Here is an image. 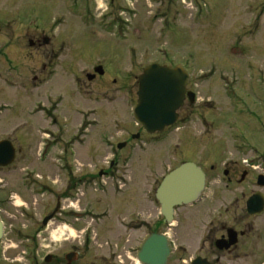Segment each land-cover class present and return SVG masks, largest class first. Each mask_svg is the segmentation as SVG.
Returning <instances> with one entry per match:
<instances>
[{
	"label": "rangeland",
	"instance_id": "rangeland-1",
	"mask_svg": "<svg viewBox=\"0 0 264 264\" xmlns=\"http://www.w3.org/2000/svg\"><path fill=\"white\" fill-rule=\"evenodd\" d=\"M40 36L47 44L31 48L28 39ZM3 58H15L11 69ZM153 62L186 68L196 103L179 108L174 130L134 139L136 79ZM95 64L103 76L88 81ZM54 119L60 140L71 139L65 146L72 182L81 175L86 181L62 202L70 215L35 234L54 206L51 188L60 190L66 175L55 166L59 150L42 151ZM233 138L264 155V0H0V140L16 150L0 169V264H32L35 248L37 264H51L41 262L45 253L70 250L81 255L77 264H134L150 232L168 233L166 264H181L195 251L200 231L193 224L206 202L178 207L166 226L155 190L183 162L213 175L210 165L238 156ZM100 170L108 175L98 176ZM35 180L44 184L38 193L35 185L28 190ZM212 183L205 194L213 198L242 191L220 197Z\"/></svg>",
	"mask_w": 264,
	"mask_h": 264
},
{
	"label": "flooded vegetation",
	"instance_id": "flooded-vegetation-1",
	"mask_svg": "<svg viewBox=\"0 0 264 264\" xmlns=\"http://www.w3.org/2000/svg\"><path fill=\"white\" fill-rule=\"evenodd\" d=\"M48 39L46 36L39 37L37 39L31 37L28 39V45L31 48H38L42 46V43L46 45ZM6 54V53H5ZM15 58H3L4 63L6 64V68L11 69L12 62ZM16 61V60H15ZM176 64L172 65L175 66ZM48 64H42V70H45ZM101 66L99 64H95L92 66V73L86 74V79L88 81H93L96 78H100L103 76L102 74L95 73V68ZM143 70V69H142ZM142 72V71H141ZM87 75L90 76V79L87 78ZM135 78V75H132ZM129 77V76H128ZM33 79L35 76L32 77ZM189 85V82H188ZM195 101L191 102L188 97L184 99V103L187 101L188 103L194 104ZM183 103V105H184ZM179 118V117H178ZM178 118L174 125L171 127H166L165 129L174 130L177 128ZM57 120H53L52 127H56L50 130L49 133H53L52 139H48L42 143V151H46V153L54 152V150H59L57 156V164L55 165L57 170L64 171L66 173L63 187L60 190H55L53 187L52 195L54 197V206L50 210L48 214H44L41 216L40 220L43 223V219L51 214H53L52 218L46 223L42 224L41 228H36L35 234L44 229L48 223L52 220H57L59 217H68L70 215V210L66 212L64 205L62 202H65L69 198V189L77 184V182H85L86 176H79L77 180L72 182V171L70 168L69 157H68V148L65 146V143L69 142L71 139L67 141L64 140L62 142L60 139L63 137L60 133V128H57ZM137 127V132L132 135H137L134 139L139 137L141 132L144 134H148L150 136L155 135V133H148L146 130L135 123H133ZM60 134V135H59ZM131 135V134H130ZM231 137V136H230ZM72 138V137H71ZM75 136H73V139ZM131 141V140H130ZM129 141V142H130ZM125 145V142H121ZM230 148L236 154V158L227 157L222 160L217 166L210 165V171H213V175H207L205 173L206 179V188L208 186L213 185L212 181L215 183V187H219L220 197L222 196V192H227L231 190H237L238 188H242L240 193L233 194V198L226 199L225 197L214 198L204 193L201 195V198L197 200L193 205L199 204L201 202H206V204L202 207L200 205V209L197 213H199L202 209V214L197 216L194 226V232L196 233L199 229L200 234L197 238V245L194 253L187 260H184L182 257L180 258L181 264H264V260L262 257L264 255V155L260 152V148L257 145L251 142L248 143L244 140L232 139L229 141ZM59 144V145H58ZM13 145V144H12ZM255 145V146H253ZM14 147V146H13ZM264 148V147H263ZM15 149V148H14ZM41 151V148H39ZM38 151L37 160L41 163L44 162L45 156L41 157L40 152ZM242 154H248L247 158H251L252 160H247L246 157H242ZM16 155V150H15ZM15 158V157H14ZM112 162H108L109 169L111 168ZM10 165V164H9ZM7 166H0V169L6 168ZM102 173V176L108 175V172H103L102 170L98 171ZM33 185H35V191L38 193L41 190V185L37 180L35 182H30L28 184V190L33 192ZM27 183L24 185L26 188ZM21 187L26 190L22 185ZM63 188V189H62ZM246 189L250 190L246 192ZM256 194L258 199L252 202L251 206H248V199ZM10 200L13 199L14 196L10 194ZM2 204V200L0 199V205ZM238 210L241 211L242 214L239 217L229 216L227 212ZM65 213V214H63ZM230 217V219H229ZM0 219L4 226L5 232V221ZM208 219V220H207ZM207 225V230L202 231V227ZM16 232H20L19 228H14ZM36 244V243H35ZM262 248L261 253L257 254V249ZM37 248L32 250V264H37L35 260V253ZM70 252H74V260L72 264H77L76 262L81 260V255L77 251H66L61 253L59 256L56 254L45 253L41 258L42 263H50L51 264H65L66 263V255ZM29 259V256L26 258ZM84 264V263H80Z\"/></svg>",
	"mask_w": 264,
	"mask_h": 264
},
{
	"label": "water",
	"instance_id": "water-1",
	"mask_svg": "<svg viewBox=\"0 0 264 264\" xmlns=\"http://www.w3.org/2000/svg\"><path fill=\"white\" fill-rule=\"evenodd\" d=\"M95 73L102 74L101 66ZM90 79V76L87 75ZM188 73L181 65L173 67L151 63L137 77L138 90L136 103L132 107V117L136 124L146 132H161L165 127L175 123L178 109L183 105L185 96L193 102L194 94L186 91ZM137 135L133 136L136 137ZM118 144V148L123 147ZM15 149L9 140H0V166L12 163ZM205 186V175L201 168L192 162H183L163 176L155 190V199L165 224H172L175 208L195 202ZM258 199L254 194L248 199V206ZM53 214L43 219V224ZM3 235V224L0 220V238ZM74 252L66 255V263L72 264ZM170 256L169 242L163 233L152 232L146 235L139 245L136 258L139 264H166Z\"/></svg>",
	"mask_w": 264,
	"mask_h": 264
},
{
	"label": "bare ground",
	"instance_id": "bare-ground-1",
	"mask_svg": "<svg viewBox=\"0 0 264 264\" xmlns=\"http://www.w3.org/2000/svg\"><path fill=\"white\" fill-rule=\"evenodd\" d=\"M100 6V5H99ZM197 205V204H196Z\"/></svg>",
	"mask_w": 264,
	"mask_h": 264
}]
</instances>
